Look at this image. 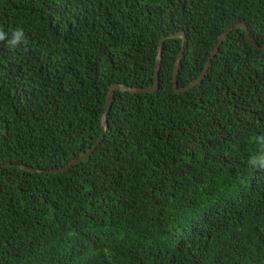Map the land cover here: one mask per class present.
Masks as SVG:
<instances>
[{
  "label": "trees",
  "instance_id": "obj_1",
  "mask_svg": "<svg viewBox=\"0 0 264 264\" xmlns=\"http://www.w3.org/2000/svg\"><path fill=\"white\" fill-rule=\"evenodd\" d=\"M264 0H0V264H264ZM8 163V164H5ZM19 165L38 168L29 170ZM52 169H56L52 171Z\"/></svg>",
  "mask_w": 264,
  "mask_h": 264
},
{
  "label": "water",
  "instance_id": "obj_2",
  "mask_svg": "<svg viewBox=\"0 0 264 264\" xmlns=\"http://www.w3.org/2000/svg\"><path fill=\"white\" fill-rule=\"evenodd\" d=\"M235 27H241L244 30V33H245V36H246L247 40L250 42V44L254 48L264 49V43L262 45H259L258 43H256L254 41V39L250 36L249 30L247 29L246 25L243 22H237V23H235L233 25H230V26L226 27V29L219 34L215 44L213 45V47L209 51L208 57H207L204 65H203L200 73L194 79H192L190 82H188L186 85L181 86V87L177 86L175 75H176L177 68H178V65H179L180 57L182 56V50H183V45H184V41H185L184 31L183 30H177V31H175L173 33H168L167 35H162L158 39V43H157V47H156V54H155V57H154V79H153L152 84L148 85V86H145V87H137V86H126V87H124L118 82H113V83L109 84L108 88L106 90V94H105L104 108H103V111H102V113L100 115L99 136L97 137L95 143L92 146H90L86 151L78 154L76 157L71 159L68 162L67 165H65L64 167L59 168L57 170L64 169L68 165H70L71 163L77 162V161L85 158L86 156H88L91 153L94 145L99 142V140L102 137V133H103V131L105 129V125H106V123H105V114H106V112H107V110L109 108L110 101H111V98L113 96V90L114 89L127 90L129 92H135V91H143V90H153V89H155L157 87V85H158V72L157 71H158V68H159V59H160L162 42H163L165 37L178 36L181 39L179 50H178L177 56L175 58V61L173 63V67H172L171 86H172V89L174 91H183V90L187 89L189 86H191V85L195 84L196 82H198L202 78L207 66L209 65L210 58H212L214 56V54H215L219 44L221 43L222 39L228 33L229 30H231L232 28H235ZM5 164H8V163H5ZM18 166L21 167V168L29 169V170H39L38 168L29 167V166H25V165H19L18 164ZM55 170L56 169H52V171H55Z\"/></svg>",
  "mask_w": 264,
  "mask_h": 264
},
{
  "label": "clouds",
  "instance_id": "obj_3",
  "mask_svg": "<svg viewBox=\"0 0 264 264\" xmlns=\"http://www.w3.org/2000/svg\"><path fill=\"white\" fill-rule=\"evenodd\" d=\"M0 41H6L9 47H16L22 43L27 45L28 38L24 29L21 27L10 29V32H6L0 27ZM255 140L256 143L261 146V151L257 154L251 155L248 163L252 167L264 170V135L257 136Z\"/></svg>",
  "mask_w": 264,
  "mask_h": 264
}]
</instances>
